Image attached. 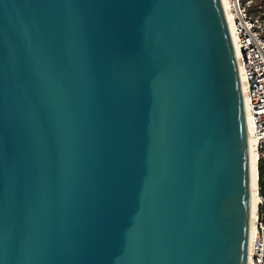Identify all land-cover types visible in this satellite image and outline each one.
Here are the masks:
<instances>
[{"label": "water", "instance_id": "water-1", "mask_svg": "<svg viewBox=\"0 0 264 264\" xmlns=\"http://www.w3.org/2000/svg\"><path fill=\"white\" fill-rule=\"evenodd\" d=\"M244 111L223 0H0V264H246Z\"/></svg>", "mask_w": 264, "mask_h": 264}, {"label": "built area", "instance_id": "built-area-1", "mask_svg": "<svg viewBox=\"0 0 264 264\" xmlns=\"http://www.w3.org/2000/svg\"><path fill=\"white\" fill-rule=\"evenodd\" d=\"M255 1L223 0L239 60L247 133L254 141L255 208L246 264H264V3Z\"/></svg>", "mask_w": 264, "mask_h": 264}, {"label": "bare ground", "instance_id": "bare-ground-1", "mask_svg": "<svg viewBox=\"0 0 264 264\" xmlns=\"http://www.w3.org/2000/svg\"><path fill=\"white\" fill-rule=\"evenodd\" d=\"M248 134V133H247ZM254 141L248 134V146H249V170H250V194H249V226L252 219V214L255 208V199L253 195V189L255 184V153H254Z\"/></svg>", "mask_w": 264, "mask_h": 264}, {"label": "trees", "instance_id": "trees-1", "mask_svg": "<svg viewBox=\"0 0 264 264\" xmlns=\"http://www.w3.org/2000/svg\"><path fill=\"white\" fill-rule=\"evenodd\" d=\"M264 3V0H256L255 1V4H263Z\"/></svg>", "mask_w": 264, "mask_h": 264}]
</instances>
